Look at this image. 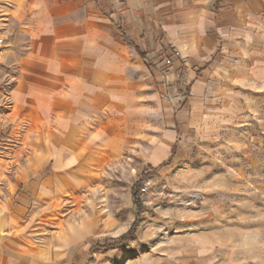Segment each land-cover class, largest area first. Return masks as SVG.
Returning <instances> with one entry per match:
<instances>
[{"label":"crops","instance_id":"obj_1","mask_svg":"<svg viewBox=\"0 0 264 264\" xmlns=\"http://www.w3.org/2000/svg\"><path fill=\"white\" fill-rule=\"evenodd\" d=\"M0 33V119L25 153L15 176L24 197L76 196L101 168L132 161L159 167L214 88L264 92V0H0ZM177 85L185 98H171ZM222 248L202 232L120 264H228Z\"/></svg>","mask_w":264,"mask_h":264},{"label":"rangeland","instance_id":"obj_2","mask_svg":"<svg viewBox=\"0 0 264 264\" xmlns=\"http://www.w3.org/2000/svg\"><path fill=\"white\" fill-rule=\"evenodd\" d=\"M8 86L0 81V110ZM175 88L171 98L186 97V87ZM172 150L159 167L132 161L131 167L101 168L77 197L71 191L59 201L32 192L24 197L25 185L15 189V176L25 153L20 137L0 119V161L9 163L0 169L2 262L120 264L163 241L209 232L223 240L228 264H264V92L214 88ZM139 178L143 208L135 239L89 252L87 237L102 242L131 227V187ZM18 206L22 214L14 212ZM64 241L75 243L64 248Z\"/></svg>","mask_w":264,"mask_h":264},{"label":"trees","instance_id":"obj_3","mask_svg":"<svg viewBox=\"0 0 264 264\" xmlns=\"http://www.w3.org/2000/svg\"><path fill=\"white\" fill-rule=\"evenodd\" d=\"M130 47L134 48L136 53L140 56L141 59L146 60L145 53L141 52L135 43L128 41ZM142 178L137 179L131 187V198L132 204L134 206V214L135 219L131 225V227L127 230L126 233L120 235L115 239L98 241L95 239H88L87 244H89V252H92L96 249H111V248H118L123 245L129 238L135 239L134 231L135 225L139 221L140 214L142 212L143 203L140 198V188H141Z\"/></svg>","mask_w":264,"mask_h":264},{"label":"built area","instance_id":"obj_4","mask_svg":"<svg viewBox=\"0 0 264 264\" xmlns=\"http://www.w3.org/2000/svg\"><path fill=\"white\" fill-rule=\"evenodd\" d=\"M5 47H6V39L0 33V58L2 56V53H3L4 49H5ZM162 64L165 67H170L171 66V58L163 59Z\"/></svg>","mask_w":264,"mask_h":264},{"label":"water","instance_id":"obj_5","mask_svg":"<svg viewBox=\"0 0 264 264\" xmlns=\"http://www.w3.org/2000/svg\"><path fill=\"white\" fill-rule=\"evenodd\" d=\"M0 235H1V221H0Z\"/></svg>","mask_w":264,"mask_h":264}]
</instances>
